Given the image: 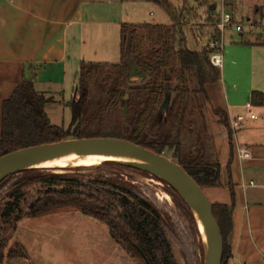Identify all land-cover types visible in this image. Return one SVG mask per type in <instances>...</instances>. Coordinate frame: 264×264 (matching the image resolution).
<instances>
[{"label": "trees", "instance_id": "obj_1", "mask_svg": "<svg viewBox=\"0 0 264 264\" xmlns=\"http://www.w3.org/2000/svg\"><path fill=\"white\" fill-rule=\"evenodd\" d=\"M132 1L160 4L174 25L123 24L117 63H81L73 96L68 103L71 122L67 129L52 125L48 117L46 106L55 103L54 98L37 92L33 78L24 79L2 104L0 157L23 148L63 140L118 138L169 157L182 166L204 191L221 187L220 164L206 135L203 107L198 106L197 101L195 107L196 110L202 109L203 120L197 143L184 142L181 132L183 120L187 121L185 115L189 97L193 93L201 94L206 101L205 85L220 79L219 70L209 63L210 54L217 49L210 45L198 53L185 48L183 40L174 30L178 22L177 13L167 0ZM215 25L216 21L211 24L214 28L211 43L217 44L219 34ZM139 30H143V34ZM241 34L243 38L244 34ZM144 41L149 50H145ZM256 42L264 43L261 36ZM133 68L145 79L141 86L129 85ZM106 69L109 73L105 72ZM101 75L105 76L103 87L106 96L93 101L91 85ZM171 79L176 81V85L173 96L168 100L167 85ZM192 83H196L197 88L191 89ZM250 103L253 107L264 108V93L253 92ZM124 108L127 130L103 131L108 119ZM217 114L222 117L221 123L228 131L232 144L230 123L224 114ZM189 125L192 126L191 121ZM129 173L151 177L145 172L115 163L58 174L28 170L10 176L0 183V221L14 225L23 219V208H27L24 216L29 218L67 209L76 210L106 225L116 244L141 264H147L146 261L149 264H177L171 238L179 244L190 264H202L189 252L191 247H185V240L175 230L168 214L145 196L138 186L122 177ZM151 178L167 187L176 206L195 229L191 213L179 195L164 182ZM231 197V205L212 203L213 215L224 242L222 264H229L232 257L228 237L233 231V193ZM194 241L192 244L195 246ZM8 243V237L0 231V264L27 258L22 244L16 242L8 249Z\"/></svg>", "mask_w": 264, "mask_h": 264}, {"label": "crops", "instance_id": "obj_2", "mask_svg": "<svg viewBox=\"0 0 264 264\" xmlns=\"http://www.w3.org/2000/svg\"><path fill=\"white\" fill-rule=\"evenodd\" d=\"M135 2L0 0V137L2 104L24 79L33 78L37 92L53 97L55 103L65 104L63 97L62 102L56 99L60 96L57 92L65 83L68 64L74 53L79 52L77 59L89 60L87 55L90 49L85 40L90 29L95 33V39L96 34L105 36L107 32H115L112 54H119L120 57V29L123 24L174 25L156 21L140 22L138 17L136 19L138 14L126 9ZM131 15L134 17L129 19ZM246 16L250 21L251 16ZM262 33L259 36L264 42ZM244 42L224 45L220 79L204 87L207 97L206 135L220 164L222 183L221 187L206 190L213 204L231 205V193L234 195L233 231L228 237L232 251L229 264H264V200L257 190L264 185V108H260L258 119H244L232 144L228 131L221 123L222 117L217 114H224L230 123L232 119L244 116L240 112L247 110L246 105L254 91L264 93V57L256 60V53L264 52V43L259 44L256 40L247 44ZM78 46H83V50H78ZM256 77L257 85L254 84ZM76 81L77 77L74 87ZM241 81L244 82L243 92H240L242 88L238 89ZM241 94L248 100L245 105L239 100ZM237 147L248 149L251 160L240 161ZM250 182L256 186H250Z\"/></svg>", "mask_w": 264, "mask_h": 264}, {"label": "rangeland", "instance_id": "obj_3", "mask_svg": "<svg viewBox=\"0 0 264 264\" xmlns=\"http://www.w3.org/2000/svg\"><path fill=\"white\" fill-rule=\"evenodd\" d=\"M167 1L171 4L174 12H176L178 16L177 26L174 30L183 40L184 47L190 51L201 53L203 48L211 45V35L214 31L211 24L217 21V16L222 13L223 8L226 13L232 15L237 25L242 24L244 26L243 38L242 34L238 33L234 27L228 28L223 36V46L238 45L243 40L245 42H254L257 40V37L264 32V20L262 21L264 17V0ZM128 8H133L134 10ZM126 9L138 14L136 15V19L138 20L139 18L140 22L156 21L160 24L173 23L163 7L154 2L137 1L135 4L126 7ZM212 12L216 13V17L213 16V18H211ZM203 13L207 15V21H204L202 17ZM246 15L251 16L250 21L247 20ZM132 17L134 16L131 15L129 19H132ZM250 24H253L256 30L250 32ZM139 33L143 34V30H139ZM87 35L88 37L85 42H87V46L90 49L87 55V59L89 60L84 58L77 59L79 52L76 51V53H74L75 56L69 61L65 83L61 84L60 90L58 89L57 92L60 96H57L56 99L62 102L64 98L65 104L60 105L61 103H52L46 106V112L54 126L67 129L70 125L71 109L67 103L72 99V89L75 88L74 81L80 71L81 63L114 64L120 59L119 54H112L113 39L114 36H116L115 32H107L105 36L96 34L97 37L95 39V33H93V29H90ZM261 40H263L262 37ZM82 43H84V40ZM143 43L145 50H149L150 48L147 42L144 41ZM77 48L78 50L80 48L83 50V46H78ZM261 57H264V52H257L256 60ZM243 62L244 60L240 63ZM218 70L220 74H222V70ZM105 72L109 73V70L106 69ZM104 77V75H101L97 81L91 85L93 101L106 96L103 87ZM143 80L145 79L140 77L133 68L131 70L129 85L133 87L141 86ZM251 81H254V79ZM257 81L258 78L256 77L254 82L255 85L258 83ZM175 85L176 81L174 79L168 82V100L173 96ZM238 85L240 87L238 89L242 88L240 92H243L244 82L241 81ZM247 86H249V84ZM247 86L245 87L247 88ZM190 88H197L196 83L190 84ZM63 90L64 92H62ZM128 97L127 95L126 99H128ZM239 100L243 102V105L248 102L243 94L240 95ZM166 103L167 102L163 104L164 107ZM195 103L203 107L204 115L206 113V104L203 96L193 93L188 101V108L185 115L187 121L183 120L181 125L182 140L189 144L197 143V134L199 135L203 127L202 109L196 110ZM248 103H250V101ZM252 109L253 113L258 117L261 112L260 107H253ZM247 111L248 110H242V112H240L244 115L242 116L244 119L248 118ZM189 121L192 122V126L189 125ZM126 130L125 108L122 112L120 111L112 115L106 122L105 128L103 127V131L106 132H125ZM64 172L67 171L57 173ZM122 177H124L126 181H130L138 186L145 196L168 214L175 230H177L178 234L185 240V247L188 249L190 246L189 252H192L198 263L204 264L202 241L195 221L193 219V224L198 233H196L189 218L176 206L173 198L167 191V187L151 177H143L135 173L124 174ZM257 190L260 192L261 199L264 200V187ZM205 193L207 194L209 191L205 190ZM26 209L27 208H23V212L21 213L23 219L14 223V225L2 224L0 221V231L3 236H7L9 239L8 249L16 242H19L23 245L27 257L26 259L21 258L15 261H6L5 264H141L138 259H132L116 244L111 238L106 225L98 220L84 216L78 211L71 209L29 218L24 216ZM192 241H194V243L196 242L195 246L192 244ZM170 242L177 264H190L186 256H183L184 254L179 244L172 238Z\"/></svg>", "mask_w": 264, "mask_h": 264}, {"label": "water", "instance_id": "obj_4", "mask_svg": "<svg viewBox=\"0 0 264 264\" xmlns=\"http://www.w3.org/2000/svg\"><path fill=\"white\" fill-rule=\"evenodd\" d=\"M88 156L104 157L107 160L103 163H115L145 172L174 190L195 221L202 241L204 264H222L224 242L213 215L212 202L205 191L178 163L130 141L118 138H83L23 148L0 157V183L28 170L57 173L39 167L68 157ZM146 263L149 264L147 261Z\"/></svg>", "mask_w": 264, "mask_h": 264}, {"label": "built area", "instance_id": "obj_5", "mask_svg": "<svg viewBox=\"0 0 264 264\" xmlns=\"http://www.w3.org/2000/svg\"><path fill=\"white\" fill-rule=\"evenodd\" d=\"M216 13L212 12L211 14V18H213V16H215ZM204 21H207V15L205 13H203L202 15ZM216 17V16H215ZM234 27L236 29V31L238 33H244V26L242 24L237 25V23L234 22V19L232 17V15L228 14L225 12L224 8L222 9V13L219 14L217 16V21H216V25H215V29L217 31V33L219 34V43L215 44V43H211V48H216L217 50L215 52H213L212 54H210L209 57V63L211 66L215 67L216 69H222L223 66V56H222V52H223V36L225 31L228 28H232ZM256 30V27L253 24L249 25V31L252 32ZM247 108V115L250 119L252 120H256L258 119V117L253 113V106L251 105V103H248L246 105ZM243 121L244 118L239 116L235 119H232L230 121V129L232 131L233 137H235V134L237 131H239L241 129V127L243 126ZM237 156L239 158L240 161L242 162H247L249 160H251L252 155L251 152L246 149V148H241V147H237ZM250 186L255 187L256 184L254 182H250L249 183ZM243 187H245V185H243ZM264 187V185H263Z\"/></svg>", "mask_w": 264, "mask_h": 264}, {"label": "bare ground", "instance_id": "obj_6", "mask_svg": "<svg viewBox=\"0 0 264 264\" xmlns=\"http://www.w3.org/2000/svg\"><path fill=\"white\" fill-rule=\"evenodd\" d=\"M106 160L107 159L104 157H96V156L68 157V158H64L62 160L43 164L39 168L61 172V171L67 170V169L92 168V167L99 166V165L103 164V162H105ZM200 229L202 230L201 226H200Z\"/></svg>", "mask_w": 264, "mask_h": 264}]
</instances>
